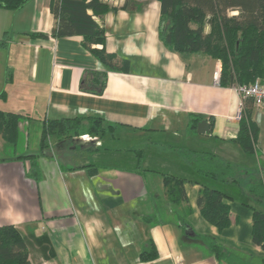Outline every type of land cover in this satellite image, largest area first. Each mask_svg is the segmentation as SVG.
I'll return each mask as SVG.
<instances>
[{
  "label": "crops",
  "instance_id": "crops-1",
  "mask_svg": "<svg viewBox=\"0 0 264 264\" xmlns=\"http://www.w3.org/2000/svg\"><path fill=\"white\" fill-rule=\"evenodd\" d=\"M102 1L110 10L93 19L104 29L105 50L127 60L128 71L107 72L101 95L80 88L86 71L105 70L82 37L51 36V0L0 9V111L22 115L17 143L25 146L16 152L17 144L0 139V155L8 154L0 157V226L30 238V264H227L184 237L178 225L185 205L171 204L163 186L164 174L193 179L181 151H206L237 168L239 184L218 185L230 197V226L219 232L208 224L196 206L200 186L186 182L192 210L186 230L213 237L246 263L263 264L245 203L251 180L264 179V105L250 108L258 135L255 154L248 156L233 141L242 98L235 87L219 86L220 62L202 52L167 49L158 37L157 1ZM258 80L264 88V75ZM194 116L208 122L207 133L189 130ZM75 117L84 118L79 135L52 140L50 156L39 155L43 121ZM91 117L102 120L105 134L87 133ZM32 129L35 150L28 148ZM76 152L85 155L84 163H69ZM17 156L33 157L36 178ZM85 165L93 174L80 168ZM149 241L155 257L143 260Z\"/></svg>",
  "mask_w": 264,
  "mask_h": 264
},
{
  "label": "trees",
  "instance_id": "trees-1",
  "mask_svg": "<svg viewBox=\"0 0 264 264\" xmlns=\"http://www.w3.org/2000/svg\"><path fill=\"white\" fill-rule=\"evenodd\" d=\"M30 0H0V9L15 11ZM160 5L158 37L172 52L187 55L202 52L221 64L218 84L221 87H242L252 84L264 75V0H155ZM110 10L102 0H51L50 12L54 19L51 36L55 38L81 36L82 46L104 67V71H86L80 80L85 92L101 95L106 85L107 72H127L128 61L118 60L105 48V32L93 17H100ZM233 12H237L233 15ZM46 37V35H35ZM100 45L101 48L93 46ZM2 46V43H0ZM10 78L8 77L7 80ZM1 92L0 97H4ZM250 98H242L239 110L238 132L233 141L248 155L255 154L258 129L251 119ZM22 115L0 111V139L10 146L18 142V124ZM201 117H191L189 130L195 129ZM83 117L43 121L39 155L50 156L52 140H69L80 133ZM87 133L103 135L102 120L91 117ZM111 128V127H109ZM108 128V129H109ZM137 166L143 151H133ZM181 156L192 165L194 177L185 178L162 175L165 196L171 204H184L179 228L184 237L200 242L215 257L227 264H250L226 250L216 239L198 235L189 228L187 217L191 207L184 184L192 182L200 186L196 206L200 216L219 232L230 226V207L225 202L228 195L219 188L228 184L237 185V168L230 162L220 160L211 152L181 151ZM17 160L28 162L27 175L35 176L32 156H17ZM93 174L92 165H85ZM74 170L75 167L67 168ZM32 172V174H28ZM36 178V176H35ZM219 185V186H218ZM246 206L251 210V241L264 251V179L251 180L247 188ZM30 238L22 236L12 225L0 226V264H30L28 244ZM155 257V246L147 242L141 259ZM264 264V258L262 259Z\"/></svg>",
  "mask_w": 264,
  "mask_h": 264
},
{
  "label": "built area",
  "instance_id": "built-area-1",
  "mask_svg": "<svg viewBox=\"0 0 264 264\" xmlns=\"http://www.w3.org/2000/svg\"><path fill=\"white\" fill-rule=\"evenodd\" d=\"M236 89L241 98H250L253 105L257 107L264 105V88L258 79L248 86L237 87Z\"/></svg>",
  "mask_w": 264,
  "mask_h": 264
},
{
  "label": "rangeland",
  "instance_id": "rangeland-1",
  "mask_svg": "<svg viewBox=\"0 0 264 264\" xmlns=\"http://www.w3.org/2000/svg\"><path fill=\"white\" fill-rule=\"evenodd\" d=\"M12 148L13 147H11V149ZM24 148L25 146L22 144V140L20 139L19 143H17L16 145L15 150L16 152L23 153L25 152ZM28 148L29 150H35V148H37V138L35 136V129L30 130V137L28 139ZM7 155H8L7 153H4V154H1L0 157H6ZM84 157H85L84 154L80 152H76L75 157L72 160H70L69 163L74 164V165L82 164L85 162ZM60 161L63 162L62 159H60Z\"/></svg>",
  "mask_w": 264,
  "mask_h": 264
},
{
  "label": "water",
  "instance_id": "water-1",
  "mask_svg": "<svg viewBox=\"0 0 264 264\" xmlns=\"http://www.w3.org/2000/svg\"><path fill=\"white\" fill-rule=\"evenodd\" d=\"M209 131L208 122L206 120H202L197 123L196 132L199 134L207 133Z\"/></svg>",
  "mask_w": 264,
  "mask_h": 264
}]
</instances>
